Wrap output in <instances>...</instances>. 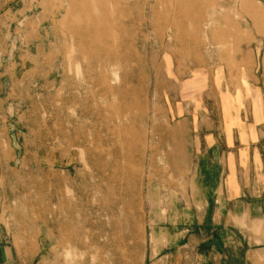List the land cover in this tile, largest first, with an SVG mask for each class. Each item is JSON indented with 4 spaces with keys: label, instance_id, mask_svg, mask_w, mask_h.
Returning a JSON list of instances; mask_svg holds the SVG:
<instances>
[{
    "label": "rangeland",
    "instance_id": "rangeland-1",
    "mask_svg": "<svg viewBox=\"0 0 264 264\" xmlns=\"http://www.w3.org/2000/svg\"><path fill=\"white\" fill-rule=\"evenodd\" d=\"M222 83L264 129V0H0V236L21 263L189 264Z\"/></svg>",
    "mask_w": 264,
    "mask_h": 264
},
{
    "label": "crops",
    "instance_id": "crops-1",
    "mask_svg": "<svg viewBox=\"0 0 264 264\" xmlns=\"http://www.w3.org/2000/svg\"><path fill=\"white\" fill-rule=\"evenodd\" d=\"M222 84L218 119L208 110L210 126L196 144L203 153L195 166L210 168L212 175L205 181L209 205L204 210L210 234L205 243L195 242L189 264H264V129L258 120L259 101L256 95L247 98L242 89L239 95L226 92ZM176 256L171 264L185 262L180 249ZM0 264H22L1 236Z\"/></svg>",
    "mask_w": 264,
    "mask_h": 264
},
{
    "label": "bare ground",
    "instance_id": "bare-ground-1",
    "mask_svg": "<svg viewBox=\"0 0 264 264\" xmlns=\"http://www.w3.org/2000/svg\"><path fill=\"white\" fill-rule=\"evenodd\" d=\"M117 76V75H116Z\"/></svg>",
    "mask_w": 264,
    "mask_h": 264
}]
</instances>
